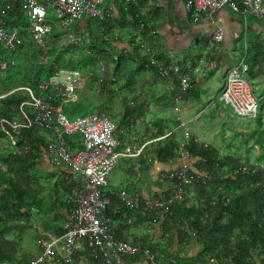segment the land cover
Instances as JSON below:
<instances>
[{"label":"built area","instance_id":"built-area-1","mask_svg":"<svg viewBox=\"0 0 264 264\" xmlns=\"http://www.w3.org/2000/svg\"><path fill=\"white\" fill-rule=\"evenodd\" d=\"M27 17V25L17 24L6 29V22L2 18L0 8V51L1 49L15 51L23 42V34L29 33L33 41L41 49L44 59L48 54L49 43L46 40L53 28L56 29L55 41L59 46L86 44L87 36L73 28V23L89 17L104 18L108 8L106 0H15ZM184 8L190 17L200 14L209 15L224 6L242 14H252L264 19V0H183ZM130 20H134L130 17ZM138 28L143 29L145 23L138 19ZM103 39L110 42L113 33H100ZM223 39V27L217 24L215 30L207 40V46L214 47ZM111 43V42H110ZM4 48H3V47ZM140 51L146 55L148 61L155 65L158 75L165 81V85L172 91L170 118L174 126L167 128L162 134H157L153 127L152 135L146 141H136L127 134L120 140L115 136L116 124L103 110L69 118L60 104L51 102L45 94H36L34 90L23 85L21 89L29 94L27 101L18 106V119L8 120L0 117V128L9 140L14 151H20L13 131L21 127L40 126L52 133V138L44 142V149L49 154L50 163L62 164L66 167L64 177L68 183H75L67 197V220L63 223L64 233L60 236L48 234L40 239L41 252L30 264H39L49 260L54 264H70L74 252L82 246H88L95 254H99L105 264H131L128 257L138 256L145 264H171L170 257L161 248H150L147 245L135 243L130 238H118L112 224L106 221V210L110 206L114 210L122 205L126 210L153 212L156 219L158 211L171 199L182 201L185 195V185L194 182L207 173L193 170L189 161L192 157L188 144L197 137L187 127L182 115L180 101L189 89L191 77L179 63H164L159 60L156 47L147 41L139 44ZM9 63L14 60L0 56V74L7 70ZM54 63V62H53ZM103 74L105 65L100 64ZM248 63L244 58L236 65L230 66L225 75L218 99L229 103L234 112L243 118H256L259 114L257 98L253 86L247 79ZM85 82L80 70L57 68L48 80L40 81V90L50 88L55 95H61L64 100L78 98L75 89ZM13 89V90H15ZM5 94L0 95V98ZM27 107V108H26ZM31 109V110H28ZM179 132L177 137L176 155L170 161H176L173 169L161 171L160 179L164 188L161 196H152L137 190L121 187L117 190L105 189L107 174L118 163V158L137 157L143 153L145 146L159 139L167 138L172 133ZM80 134L81 145L69 149L64 136ZM24 150L30 149L25 144ZM114 191L118 202L114 203L105 191ZM168 190L169 199L164 192ZM134 214L123 213L127 222L133 221ZM154 219V220H155ZM24 222V219H21ZM32 226L37 224L32 221ZM176 264V263H173Z\"/></svg>","mask_w":264,"mask_h":264},{"label":"trees","instance_id":"trees-1","mask_svg":"<svg viewBox=\"0 0 264 264\" xmlns=\"http://www.w3.org/2000/svg\"><path fill=\"white\" fill-rule=\"evenodd\" d=\"M0 8L3 10L2 18L5 22L19 20V14L22 11L15 0H0ZM136 14L141 15L136 5L131 4L128 0L125 6L119 3L118 16L122 20L121 24L128 23L129 16L137 20ZM98 19L97 28H105V18ZM135 22H131V24H136ZM14 25H17V22ZM113 27V25L108 27L106 32L112 31ZM145 30L146 28H143L142 33ZM93 32H89L85 51H81L82 46L78 45L59 46L55 41L56 29L53 28L48 36L52 41L50 49L52 54L48 53L41 60L43 55L41 53L32 66H29L30 71L23 75L24 82L19 86L28 85L36 94H45L51 102L61 105L63 97L55 95L50 88L40 90L39 82L48 80L57 68L85 69L92 64L96 56L108 58L112 63L111 70L100 77L102 88L107 91V101H100L101 105H108L112 97L120 92L121 87L131 86L134 83V76L138 72L146 69L153 70L155 76L160 78L155 65L151 64L146 55L140 51L139 44L130 51H119L114 49L110 42L105 41L100 33ZM57 47L60 49L58 52H56ZM4 54V50H1L0 56H4ZM157 56L159 60L167 63L159 51ZM246 60L250 74L264 77V56L257 58V54H252V58ZM14 64L15 61L13 64L9 63V66ZM88 72L92 74V69ZM117 78L124 80L121 87L115 85ZM13 89L15 88L0 93L5 94L0 98V117L8 120L18 119L19 104L30 98L28 92ZM122 103L123 108L118 121H114L117 126L115 132L121 136V139L125 137L124 133L128 135L132 129L139 126L138 123L145 119L147 112L146 103L143 101L131 105L122 99ZM115 114V109H112L111 116ZM255 120L258 125L262 124L259 114ZM151 123L157 128V134H162L167 128H170L169 123L160 116L154 117ZM42 130L43 128L37 125L21 127L17 131H13L20 151L0 148V264L31 263V259L18 254V249L22 232L27 227H31L32 221H35V215L38 214L33 211L41 210L43 199L46 197L40 196L41 189L45 185L41 184L33 171L34 163L39 151L44 147L46 138ZM0 133L7 138L1 128ZM262 133L263 129L257 132L255 138L261 149L258 161L255 163H251L246 155L221 154L217 147L199 142L198 139L190 140L188 149L192 157L189 165L193 170L207 174L185 185V195L182 201L169 200L158 211L156 219L152 211L145 214L138 211L132 213L122 205L117 210H114L113 206L107 208L106 217L115 219L127 212L135 214V221L138 222L163 220V232L171 235L176 230L180 248L195 236L201 245L198 253L190 258L168 255L172 261L171 264H204L209 260H212L214 264H250L258 255L261 258V264H264V134ZM64 138L69 149L75 145H81L79 133L64 136ZM136 138L139 142L147 140L146 136L136 135ZM7 141L9 144L8 138ZM25 144L30 145L28 151L23 149ZM147 145H150V148L147 151L143 150L141 155L135 157L141 164L146 163L148 156L154 161L168 162L176 155L177 135L174 132L167 138ZM159 178L161 177L159 176ZM161 181L164 185L165 182ZM73 186L75 183H68L63 175L48 190V195L50 199L55 196L54 199L52 198L54 204L58 200L65 203L67 199L61 201L58 192H66L68 197ZM114 191L107 190L105 194L116 203L119 199ZM164 194L169 199L168 190ZM21 219H24L23 223ZM64 231L63 226L59 225L54 234L60 236ZM169 237L171 238V236ZM146 245L150 248L155 247L152 243ZM83 247L87 248L86 253L90 254L92 259L86 263L78 262L79 253L82 252L77 249L74 252L72 263L75 261L77 264L105 263L102 257L95 254L88 246L84 245ZM39 264L54 263L46 260Z\"/></svg>","mask_w":264,"mask_h":264},{"label":"crops","instance_id":"crops-1","mask_svg":"<svg viewBox=\"0 0 264 264\" xmlns=\"http://www.w3.org/2000/svg\"><path fill=\"white\" fill-rule=\"evenodd\" d=\"M126 1L106 0L104 7L108 10L104 17L105 28H97L99 23L86 26L84 24L85 20L76 21L72 26L76 31L84 33L87 37L90 31L97 34L103 31L105 33L117 31L118 36L112 37L110 42L111 46L119 51H130L142 41H147L157 48L164 61L179 63L184 71L189 72L191 77L190 87L183 94L180 101L182 113L191 109L192 106L199 105L204 95L209 92L208 90L215 84L209 77H219L218 98L224 75L230 66L236 65L242 58L247 62L246 59L252 58V54H257V58H263L264 56L263 18L252 14H242L226 6L215 10L209 15L200 14L196 17H190L184 8L183 0H128L138 7V12L141 15H135L137 20L141 19L145 23L144 28L146 30L142 33L143 29L138 28V21L135 19L130 20L131 16H129L130 21L128 23L121 24L122 20L118 16V5L121 3L125 6ZM134 21H136V24H131ZM217 24H221L223 27V39L216 43L214 47H209L207 46V40ZM111 25L114 26L113 30L106 32ZM254 77L264 90V77ZM134 84L143 87L140 98L148 100L144 120L152 121L154 117L160 116L172 127L174 121L171 120L169 114L172 91L166 87L165 81L156 77L153 70L146 69L135 74ZM151 101L155 105L153 111L148 109L151 107L149 105ZM28 110L31 109L28 108ZM163 110L164 112H162ZM42 133L46 137L44 142L52 138V133L49 130L43 129ZM176 135L179 136L177 133ZM115 136L122 140L118 133ZM0 148L12 149L7 138L3 137L1 133ZM128 158H131L129 168H133L137 173L134 174L135 178L131 180V185L128 184L124 187L152 196H159L162 193L164 185L159 178L161 171L173 169L177 165L176 161L158 162L150 159L149 156L146 163L143 164L137 158ZM33 171L38 176L41 184L47 186L46 190L48 192L55 182L63 177L66 167L62 164L53 165L50 163L49 154L42 148L34 163ZM110 189L117 190L115 188ZM58 193L61 201L67 199L66 192L59 191ZM54 197L52 198L54 199ZM52 198L41 210L33 211L38 212L35 215L37 226L34 230L39 237V241L48 234L55 235L54 232L58 229V226L63 225L67 220V202L61 203L58 200L54 204ZM132 217L134 218L135 214ZM106 221L113 225L118 238H130L133 242L141 245L152 243L153 246L163 249L171 257L173 255L190 258L195 256L201 248L195 236L189 243L180 248L176 230L171 235L163 232V220L138 222L134 218L133 221L127 222L126 219L119 216L115 219L107 217ZM78 251L82 252L79 253L78 262L86 263L92 259L91 255L86 253L87 248L82 246ZM128 262L131 264H145V261L138 256L128 257ZM99 264L105 263L100 262ZM204 264H214V262L209 260ZM250 264H261L260 256H256Z\"/></svg>","mask_w":264,"mask_h":264},{"label":"rangeland","instance_id":"rangeland-1","mask_svg":"<svg viewBox=\"0 0 264 264\" xmlns=\"http://www.w3.org/2000/svg\"><path fill=\"white\" fill-rule=\"evenodd\" d=\"M18 19V21L14 20L15 22H13V20H7L5 28L11 29L16 22L17 24L27 25L28 22L25 13L21 12ZM84 20L86 26L99 23L98 17H89ZM48 36L46 38L49 43L48 53L52 54V51L50 50L52 41ZM85 48L86 44L81 47V51H85ZM59 50V47H57L56 52ZM4 53L3 58L8 59V61L14 59L15 64L9 66L7 70H4L0 74V93L13 87H20L19 85L24 82L23 75L30 71V67L35 59L41 56L42 51L27 32L23 34L22 45L19 46L17 51L13 52L4 50ZM100 64L105 65V71L103 74L100 73ZM111 65L112 63L110 59L96 56L91 65L80 70L83 77H85V83L82 87L75 89L78 98L76 100H64L61 98L62 110L70 119L76 116L103 110L111 120L116 122L118 121L119 114L123 108L122 99H125L126 102L131 105L132 103L138 104L141 101L144 103L148 102L147 99L140 98L143 87L135 85L134 83L128 87H121L123 80L117 78L115 85L121 87L120 92L112 97L111 101L108 102V105H101L100 101H107V91L102 88L100 77L111 70ZM90 69H92V74H89L88 72ZM246 76L251 82L257 98L259 115L262 119L261 125H258L255 120L256 118H243L237 115L229 103L217 98V91L219 89L218 76L209 77L211 81L215 82V84L211 86L208 90L209 92L204 95L199 105L196 107L192 106L191 109L184 111L182 115L186 121L187 127L195 134L198 140L203 141L205 144L217 147L221 154L246 155L251 163H255L258 161V154L261 153L260 145L256 143L255 138L257 132L261 129H263L262 134H264V90L260 87V84L256 82L255 77L250 74V72H247ZM149 105L151 107L148 109L153 111L155 109L154 103L151 101ZM112 109H115L116 111L114 116H111ZM162 112H164V110ZM151 122V120H141L138 123L139 126L128 133L129 137L134 138L137 135L139 137L146 136V139L150 138L154 127ZM173 126L174 125H172V127ZM177 134L179 135V132H177ZM145 148L144 150L147 151L150 148V145H147ZM130 160L131 158L128 157L120 156L118 158V163L106 176L107 185L105 189H119L128 184L129 186L131 185L130 182L135 178L134 174L137 173V171L133 168H129ZM46 189L47 186L43 187L40 192V196H46L44 199L42 198L44 200L42 206H46L50 199V197L47 196L48 192ZM159 196H161V194ZM36 221L35 218V222ZM40 252L41 244L39 237L31 223V227L24 229L21 234L18 254L32 260ZM72 264H77V262L75 261Z\"/></svg>","mask_w":264,"mask_h":264}]
</instances>
